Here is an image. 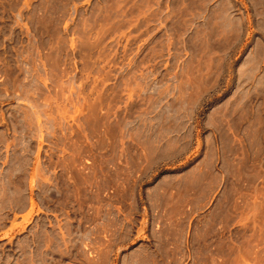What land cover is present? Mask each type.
Segmentation results:
<instances>
[{
  "label": "rangeland",
  "instance_id": "rangeland-1",
  "mask_svg": "<svg viewBox=\"0 0 264 264\" xmlns=\"http://www.w3.org/2000/svg\"><path fill=\"white\" fill-rule=\"evenodd\" d=\"M0 264H264V0H0Z\"/></svg>",
  "mask_w": 264,
  "mask_h": 264
}]
</instances>
